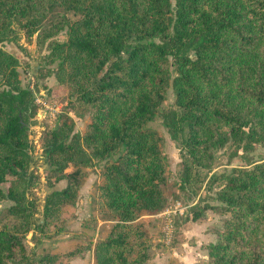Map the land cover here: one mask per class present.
<instances>
[{"label":"trees","instance_id":"obj_1","mask_svg":"<svg viewBox=\"0 0 264 264\" xmlns=\"http://www.w3.org/2000/svg\"><path fill=\"white\" fill-rule=\"evenodd\" d=\"M50 15L43 37L58 28L67 37L51 41L48 62L57 61L58 80L89 118L80 134L64 115L43 138L47 161L68 179L47 194L44 216L56 218L62 205L76 201L83 165L105 160L98 213L115 224L106 237L69 254L93 249L95 264H150L141 217L166 206L168 167L162 136L146 124L172 84L178 109L161 117L181 139L186 186L212 169L215 148L264 146V0H0V42L18 41L16 26L31 37ZM18 65L0 47V201H13L0 217V264H61L60 254L32 251L24 242L38 211L25 124L35 94L22 84ZM70 164L75 169L65 172ZM209 182L218 183L226 216L207 264H264V159ZM193 208L194 218L201 215Z\"/></svg>","mask_w":264,"mask_h":264},{"label":"rangeland","instance_id":"obj_2","mask_svg":"<svg viewBox=\"0 0 264 264\" xmlns=\"http://www.w3.org/2000/svg\"><path fill=\"white\" fill-rule=\"evenodd\" d=\"M52 15L46 18L44 26L31 37L16 26L20 30V39L0 42V47L18 57L22 84L32 88L35 98L40 99L37 103L35 99V111L25 123L31 143L29 153L32 161L29 171L34 174L29 187L30 196L37 202L38 211L35 213L30 230L25 234L24 242L29 250L60 254L55 263L91 264L88 252H92L93 249L74 256L70 255L69 251L78 246L88 245L90 242L94 244L98 238L106 237L115 224L114 219L104 220L98 213L97 189L102 181L101 172L105 160L94 158L91 163L83 165L82 169L86 174L80 185L76 201L62 205L59 211L60 216L56 218L48 219L44 216L47 194L54 189L65 188L68 179L61 177V173L47 161L42 146L43 138L49 129L61 122L64 115H69L73 119V132L80 134L86 131L89 118L88 114L77 112L75 96L70 94L66 84L58 80L55 74L57 61L48 62L51 41L64 40L67 37L65 28H58L51 36L43 37L41 32L45 26L50 25ZM175 100V90L170 84L156 117L146 124L162 136V152L168 167V177L164 183L167 196L166 206L152 214L144 213L141 217L150 236L151 258L149 262L150 264H207L208 248L217 241V234L226 216L224 203L218 199L219 185L214 182L210 183L209 180L213 174L227 172L234 166L250 167L255 162L264 159V146L258 145L249 152L237 147L235 143L215 148L212 169L201 171L202 182L192 186L182 185L180 178L182 142L181 139H175L172 136L161 117L164 110L178 109ZM43 102L49 105L45 112ZM122 149L123 147L118 148L110 158L115 159ZM73 169L75 166L70 164L65 168V172ZM178 202L191 206L184 214H174L175 232L173 238L168 241L163 231L166 220L164 212L174 208ZM12 204L13 201L9 199L0 201V217ZM193 205H195L193 209L201 210V215L196 218L193 217L191 209ZM40 221L44 222L43 228L39 225ZM105 224H110V226ZM93 264H95V257Z\"/></svg>","mask_w":264,"mask_h":264},{"label":"built area","instance_id":"obj_3","mask_svg":"<svg viewBox=\"0 0 264 264\" xmlns=\"http://www.w3.org/2000/svg\"><path fill=\"white\" fill-rule=\"evenodd\" d=\"M36 99V103L40 102V99L38 97L35 98ZM44 103V112L45 109H47V107L49 105H47L45 102ZM191 205H184L181 204V202H178L177 205L174 208H170L165 210V214H166V220H165V224H164V236L165 239L170 241L173 238L174 232H175V224H174V220H173V216L174 214H184V212L187 210L188 207H190Z\"/></svg>","mask_w":264,"mask_h":264},{"label":"crops","instance_id":"obj_4","mask_svg":"<svg viewBox=\"0 0 264 264\" xmlns=\"http://www.w3.org/2000/svg\"><path fill=\"white\" fill-rule=\"evenodd\" d=\"M142 217H143V215H142ZM106 222V221H105ZM106 226H110V224H105ZM89 253V254H88ZM87 254H88V256L90 255V257H91V264H93V259H94V253H93V251L92 252H88ZM86 254V255H87ZM87 257V256H86ZM81 257H79V259H80ZM88 260H89V258H87Z\"/></svg>","mask_w":264,"mask_h":264}]
</instances>
